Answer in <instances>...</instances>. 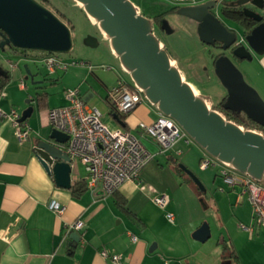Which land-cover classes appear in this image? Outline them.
Segmentation results:
<instances>
[{
  "label": "crops",
  "instance_id": "obj_1",
  "mask_svg": "<svg viewBox=\"0 0 264 264\" xmlns=\"http://www.w3.org/2000/svg\"><path fill=\"white\" fill-rule=\"evenodd\" d=\"M133 1L147 16L177 5L174 0ZM234 1L217 4V12L220 5L222 12L224 8L233 7ZM80 14L95 29V32L92 28L87 30L89 39L97 44L96 38H99L100 44L106 46L116 59L117 81L124 78L132 83L131 75L112 49L109 37L92 18L83 12ZM170 14L179 15L177 12ZM227 24L230 25L229 22ZM70 28L74 45L75 24ZM37 53L30 50L28 55L19 57L26 62L21 68L18 61L14 62L12 79L4 88V94L0 95V107L7 111L15 108L21 116L25 109L34 106L26 120L30 137L25 141L19 140L11 121L0 118V264H114L110 255H102L104 249L111 254H121L117 264H264V226L256 221L248 194L242 192L240 186L233 187L223 182L218 184L222 190H217L214 185L215 195L209 197L205 194L204 179L198 176L205 187L202 189L185 170V167L190 169L188 163H181L192 143L203 154L202 146L180 140L164 152L151 137L141 135L140 122L151 123L160 111L148 99L125 114L122 118L124 126L116 120V128H127L140 135L153 157H157L142 168L139 181L128 180L114 193L108 194L101 184L90 188L85 165L74 160L71 187L59 186L54 175L36 156L33 147L53 128L49 121L50 108L68 104L64 92L67 85H63L62 91H52L48 89L47 82L36 79L40 72L39 62L31 56ZM258 53L253 54L251 59L240 61L256 65L258 74L263 76L264 49ZM84 62L82 65L87 66L102 85L97 93L110 104L107 93L111 87L107 79L94 71L96 66L104 67L107 63ZM65 72L67 70H57L53 74L58 73V77L50 78V82H60ZM30 77L34 90L27 81ZM22 79L24 85L21 84ZM252 85L263 101V84L257 80ZM74 87H79L81 94L89 103L92 102L95 93L89 87L84 90L80 83L74 84ZM42 90H47L49 96L47 102L40 105L37 93ZM165 170L166 178L162 175ZM218 177L221 176L214 172L211 181L216 184L220 181ZM148 182H154L164 192L159 194L160 189L149 186ZM79 183L82 189L74 191ZM217 193L219 196H216ZM161 195L166 196L165 206L158 205L154 200ZM51 200L63 204L64 212L59 214L51 209L48 205ZM168 213H173V220L168 218ZM210 219L215 222V231ZM77 220L83 222V228L70 229L69 224ZM205 221L210 225L211 236L201 241L193 234ZM75 231L80 238L73 235Z\"/></svg>",
  "mask_w": 264,
  "mask_h": 264
},
{
  "label": "water",
  "instance_id": "obj_2",
  "mask_svg": "<svg viewBox=\"0 0 264 264\" xmlns=\"http://www.w3.org/2000/svg\"><path fill=\"white\" fill-rule=\"evenodd\" d=\"M75 1L81 3L90 18H95L132 81L144 90L150 102L172 116L207 152L257 180L264 179V134L226 118L196 93L155 33L154 18L143 14L133 0ZM232 6H241L242 13L249 18L248 26L240 24L244 29L243 40L241 32L219 15L215 0L179 6L176 12L196 22L201 42L222 50L214 57L213 64L227 90L223 108H239L252 121L264 126V103L256 89L244 81L232 60L251 59L254 52L264 49V0H235ZM168 26V20L163 19L161 29L167 32ZM0 32L4 37L1 44L11 43L25 49L67 52L73 47L70 26L38 0H0ZM33 110L34 106L25 109L21 120H27ZM112 114L124 126L120 115ZM69 137L68 133L52 128L33 147L56 183L66 188L71 187L73 163L64 146ZM185 170L205 189L194 172L186 167ZM73 235L80 238L77 231ZM193 236L207 240L211 236L209 223L203 222Z\"/></svg>",
  "mask_w": 264,
  "mask_h": 264
},
{
  "label": "built area",
  "instance_id": "obj_3",
  "mask_svg": "<svg viewBox=\"0 0 264 264\" xmlns=\"http://www.w3.org/2000/svg\"><path fill=\"white\" fill-rule=\"evenodd\" d=\"M203 1L207 0H174L177 5H194ZM215 1L221 4L226 0ZM35 60L42 62L50 74L57 70H67L70 65H80L75 61L69 62L55 53L46 54ZM21 84L24 85V79L21 80ZM65 96L68 104L50 108L49 121L53 128L69 134L66 149L73 162L79 160L85 165L88 186L95 188L101 184L105 192L111 194L128 180L139 181L142 168L153 158V153L143 143L140 135L123 127L111 128L101 119L102 111L89 103L86 96L81 94L79 87L66 89ZM107 99L119 113L127 114L142 101L147 100V97L144 90L134 82L119 78L116 85L108 90ZM0 118L11 121L19 140L29 139L30 127L26 120H21V115L15 108L7 111L0 107ZM241 126L264 134L263 126L246 127L242 124ZM139 129L141 135L151 137L164 152L180 140L187 143L195 142L172 116L161 110L159 116L151 123L140 122ZM200 166L202 169L216 167L218 175L226 183L233 187L240 186L242 192L247 193L252 202L256 221L264 226L262 180L237 170L230 163L219 160L205 149L200 158ZM154 200L160 206H165L167 202L165 195L157 196ZM48 205L59 214L65 210V206L57 200H51ZM168 218L173 220V213H168ZM69 226L70 229L79 230L83 228V222L77 220ZM102 255L105 257L110 255L114 264L121 260V254H111L105 249L102 250Z\"/></svg>",
  "mask_w": 264,
  "mask_h": 264
},
{
  "label": "rangeland",
  "instance_id": "obj_4",
  "mask_svg": "<svg viewBox=\"0 0 264 264\" xmlns=\"http://www.w3.org/2000/svg\"><path fill=\"white\" fill-rule=\"evenodd\" d=\"M38 1L42 2V0H38ZM65 10L66 13L73 19L75 23L76 31H75L74 45L72 50L67 52H60V54L63 57H66L67 59L87 61L90 62L91 64L98 63L99 61L101 62L103 61L107 63L104 67L96 66L94 71H97V73L101 74L105 79H107L110 87L112 88L114 85H116L115 83H117L116 73L118 71L116 69L117 67L115 64L116 59L110 53V51L107 50L106 46L100 44L99 38H96L97 44H95L93 41L89 39L90 33L87 30L91 29L92 27L88 24L84 16L80 14L78 9L75 10L74 8L69 7L66 8ZM262 11L264 12V9ZM219 15H221V17L226 22H229L230 25L236 27L239 30V32H242L244 30L239 22L230 18H226V16L222 12V5L219 6ZM176 16L177 15L170 13L166 14L165 18L169 22L168 27L170 30L164 32L160 27H158L156 29V33L160 36L163 47H168L169 50L173 52V58H171L172 62L180 68L184 79L190 82L194 87V89L196 90L197 94L203 96L211 105V107L214 108L216 107L217 104H219L221 101H223L226 98V94H227V90L225 86L222 84L221 80L215 73L214 64H213L214 56H216L219 52L211 47L209 48L208 45L201 42L197 34V25L195 22L184 16H180V15H178L177 17ZM92 32H95V29L92 28ZM240 38L242 39V37ZM32 51L37 52L40 50H32ZM257 53L258 52H254L253 54L255 55ZM0 55H2L1 52ZM232 60L237 66V68L241 71L244 81L248 85L254 87L259 94L257 88L252 84L253 83L255 84L257 80H259V83H262L263 84L262 87H264V74L263 76H260L258 74L256 65L250 66L247 63H241L240 60L234 58H232ZM14 61L15 62L18 61L19 63L18 67L20 68L23 67L24 64H26L24 60L22 59L19 60V58L14 59ZM111 66H113L114 68ZM39 71L40 72L37 74L36 79L47 82L48 89H51L52 91L54 89L58 91H62L63 85L65 84L67 85L66 89L74 88V84L76 83H80L81 85H83L84 90L89 87V89L95 93V96L92 99L91 103L98 106L99 109L102 111L103 116L101 119L105 123H107L111 128H116L118 126L116 119L112 116L110 112L111 110L110 104L107 102L104 96H101L100 94L97 93L99 86H102L100 81L92 72H90V69L87 66L82 64L70 65L69 68L67 69V72L63 73L64 76L62 75V77H60V82L53 84L50 82V80H52L50 78L53 79L57 78L58 73L53 75L48 74L47 67L42 64H39ZM46 75H48L47 78ZM27 81L29 86H31V89L34 90L32 88L33 86L32 77L28 78ZM43 112L46 113L47 110L44 109ZM192 145L193 146H190L191 148L183 156L181 163L187 162L190 169L197 176L204 179L207 189L205 194L207 193L208 196L210 197L214 194L213 192H216L214 189L215 188L214 185H216L217 190L220 189L222 190V188H220L218 184L219 183L223 184L225 180H222L223 179L222 177H218L220 181H216L217 182L216 184H214L211 181L213 173L217 172L216 167L211 166L209 168L202 169L199 160V157L202 155V153L200 150L198 151L195 149L194 143H192ZM156 158L157 157H153L152 160H156ZM166 172H167L166 170L162 172L164 178H166ZM188 175L190 176L189 173ZM262 183H264V179L262 180ZM148 185L154 186L155 188L157 187L154 184V182H148ZM163 192L164 190L160 189L159 194H162ZM180 196L183 197L181 191H180ZM216 196H219V193H217ZM210 221H212L211 223H213V229H214L215 222L213 221V219L212 220L210 219Z\"/></svg>",
  "mask_w": 264,
  "mask_h": 264
},
{
  "label": "trees",
  "instance_id": "obj_5",
  "mask_svg": "<svg viewBox=\"0 0 264 264\" xmlns=\"http://www.w3.org/2000/svg\"><path fill=\"white\" fill-rule=\"evenodd\" d=\"M41 3L47 7L51 6L52 8L51 7H49V8L54 13H56L62 20L66 21V23L72 28L74 27L75 23H74L73 19L66 13V10H65L66 8L71 7V8H74L75 10L78 9L79 12H83L88 17L84 8L82 6H79L75 0H42ZM178 8H179L178 5H172L169 9L161 11V12L155 14L154 16H150V17L154 18V20H155V24H154L155 33H156V29L158 27L161 28L162 21H163V19H165L166 14H168L170 12H176ZM241 9L242 8H238V7L236 8V6H233V7H228L226 9L224 8L223 12L226 16H229L230 18H232L233 20H236L240 24L248 26L250 24L249 18L246 17L244 15V13H242ZM163 31L165 32V30H163ZM159 38H160V36H159ZM3 40H4V37H3L2 33L0 32V52L2 53V55H0V95H2L4 93L3 92L4 88L9 83V81L12 79V69L14 68L13 65L15 62L14 59L28 55V52L31 50V49H25V48L14 46L11 43L1 44V42ZM160 40H161V38H160ZM165 48L168 50L170 57L173 58V52H171L168 47H165ZM37 52H38L37 54H33L31 56L32 59L35 60L37 58L45 56L46 54H53V53L61 56V54L59 52H48V51H43V50H40ZM64 59H66V58H64ZM66 60H68L69 62L75 61V62H78L80 64L85 63L84 61H78V60H74V59H66ZM36 62H39V61H36ZM39 64L44 65L42 62H39ZM62 71H65V70H62ZM48 74H50L49 71H48ZM47 77H48V75H46V78ZM48 96H49V92L47 90H42V91L38 92L37 93L38 103L40 105L41 104L43 105L44 103H46ZM225 100H226V98L223 101H221L219 104H217L216 107H214V108L220 110L226 116V118L233 120L240 125L241 124L245 125L246 127L261 126V125L257 124L256 122L252 121L247 116L241 115L239 112L234 113V112H230L229 110H227V111L224 110L223 109V103L225 102ZM111 112L112 113L117 112L121 118H123L125 116V114L119 113L114 108V106H112V104H111ZM81 189H82V186L79 183L78 186L76 188H74V191H78Z\"/></svg>",
  "mask_w": 264,
  "mask_h": 264
},
{
  "label": "flooded vegetation",
  "instance_id": "obj_6",
  "mask_svg": "<svg viewBox=\"0 0 264 264\" xmlns=\"http://www.w3.org/2000/svg\"><path fill=\"white\" fill-rule=\"evenodd\" d=\"M242 8L241 6H236V8ZM193 21V20H192ZM193 22H195V21H193ZM196 23V22H195ZM244 38H242V40H243ZM211 46H209V48H210ZM211 48H213V49H215L216 51H218L219 53H221L222 52V50L219 48V47H211ZM224 109V108H223ZM224 110H226L227 111V109H224ZM230 112H239L241 115H243V116H246L245 115V113L241 110V109H239V108H237V109H233V110H229Z\"/></svg>",
  "mask_w": 264,
  "mask_h": 264
},
{
  "label": "bare ground",
  "instance_id": "obj_7",
  "mask_svg": "<svg viewBox=\"0 0 264 264\" xmlns=\"http://www.w3.org/2000/svg\"><path fill=\"white\" fill-rule=\"evenodd\" d=\"M81 4V3H80ZM95 20V18H93ZM195 90V89H194ZM196 91V90H195ZM197 93V92H196Z\"/></svg>",
  "mask_w": 264,
  "mask_h": 264
}]
</instances>
